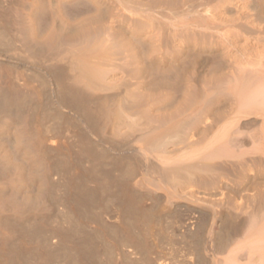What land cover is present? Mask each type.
<instances>
[{"label":"bare ground","instance_id":"obj_1","mask_svg":"<svg viewBox=\"0 0 264 264\" xmlns=\"http://www.w3.org/2000/svg\"><path fill=\"white\" fill-rule=\"evenodd\" d=\"M0 264H264V0H0Z\"/></svg>","mask_w":264,"mask_h":264},{"label":"rangeland","instance_id":"obj_2","mask_svg":"<svg viewBox=\"0 0 264 264\" xmlns=\"http://www.w3.org/2000/svg\"><path fill=\"white\" fill-rule=\"evenodd\" d=\"M55 214H56V212H55ZM54 214V215H55ZM57 215V214H56ZM167 216H168V218H167ZM171 215L169 214V213H167L166 214V216L164 215V217L163 216H161L162 217V219L163 218H167V219H163V221H162V219L160 220V218L156 221V223L155 224H157V225H155L154 224V227H155V229H159V228H161V227H158L159 225L158 224H160L161 226H162V231H160V235H158L157 236V240L155 241L156 242V244H158L159 245V247H160V245H161V247L163 248V250L161 249V248H159L158 247V249L156 250L157 252L156 253H160V254H167V253H169L170 251L171 252H174L175 254H177V255H180V250L185 246V245H183V244H185V242L183 241H181V238H180V236L178 235V232H177V228H175V225H174V227H173V224H170V223H173L172 221H173V218L171 217ZM53 217H55V216H53ZM52 217V218H53ZM50 219V221H53V219ZM170 218V219H169ZM168 222H167V221ZM170 220V221H169ZM166 222V223H165ZM169 223V224H168ZM168 225V226H167ZM172 229V230H171ZM161 230V229H160ZM176 230V231H175ZM162 233L164 234V235H162ZM160 236V237H159ZM162 236H164V238L162 237ZM159 238V239H158ZM161 240H165L164 242H162ZM183 243V244H182ZM163 245V246H162ZM183 245V246H182ZM165 246V247H164ZM180 246H182V248L180 247ZM170 247V248H169ZM178 247H180L179 248V250L177 249ZM165 248V249H164ZM167 249V250H166ZM173 249H175V250H173ZM177 250V251H176ZM165 251H167V252H165Z\"/></svg>","mask_w":264,"mask_h":264}]
</instances>
